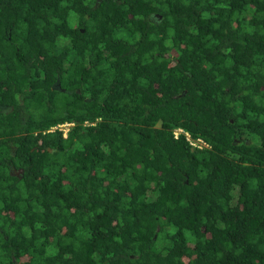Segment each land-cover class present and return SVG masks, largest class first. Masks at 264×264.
<instances>
[{"label": "trees", "instance_id": "trees-1", "mask_svg": "<svg viewBox=\"0 0 264 264\" xmlns=\"http://www.w3.org/2000/svg\"><path fill=\"white\" fill-rule=\"evenodd\" d=\"M0 264H264V0H0Z\"/></svg>", "mask_w": 264, "mask_h": 264}, {"label": "built area", "instance_id": "built-area-1", "mask_svg": "<svg viewBox=\"0 0 264 264\" xmlns=\"http://www.w3.org/2000/svg\"><path fill=\"white\" fill-rule=\"evenodd\" d=\"M69 124H72V123H69ZM62 125V124H61ZM61 125H59V126H56V127H54L53 129H55V128H60V129H63L62 127H61ZM64 130V129H63ZM65 131V130H64ZM67 132H68V130L67 131H65V135L67 134ZM180 132V130L179 131H176V133H179ZM202 146L204 145V142H203V140H199L198 141ZM193 144H195L194 142H192Z\"/></svg>", "mask_w": 264, "mask_h": 264}, {"label": "rangeland", "instance_id": "rangeland-1", "mask_svg": "<svg viewBox=\"0 0 264 264\" xmlns=\"http://www.w3.org/2000/svg\"><path fill=\"white\" fill-rule=\"evenodd\" d=\"M72 124H69V123H65V124H62L61 127L67 131L68 128L71 126ZM179 131V130H178ZM15 173H20L21 171L20 170H14Z\"/></svg>", "mask_w": 264, "mask_h": 264}, {"label": "water", "instance_id": "water-1", "mask_svg": "<svg viewBox=\"0 0 264 264\" xmlns=\"http://www.w3.org/2000/svg\"><path fill=\"white\" fill-rule=\"evenodd\" d=\"M157 127H161L162 126V119L159 120V122L156 125ZM21 172H23V170L21 169Z\"/></svg>", "mask_w": 264, "mask_h": 264}, {"label": "flooded vegetation", "instance_id": "flooded-vegetation-1", "mask_svg": "<svg viewBox=\"0 0 264 264\" xmlns=\"http://www.w3.org/2000/svg\"><path fill=\"white\" fill-rule=\"evenodd\" d=\"M20 171H21V169H20Z\"/></svg>", "mask_w": 264, "mask_h": 264}]
</instances>
